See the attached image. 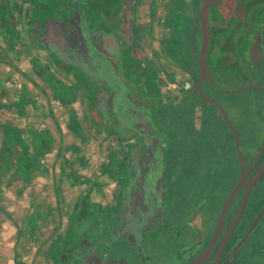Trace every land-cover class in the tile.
<instances>
[{"label": "flooded vegetation", "instance_id": "flooded-vegetation-1", "mask_svg": "<svg viewBox=\"0 0 264 264\" xmlns=\"http://www.w3.org/2000/svg\"><path fill=\"white\" fill-rule=\"evenodd\" d=\"M202 2L189 0L182 9L175 0H0V58L14 48L13 53L26 57L28 69L39 72L31 45L41 42L49 24L57 25L63 38L77 19L75 11L85 12L90 21L100 22L103 39L119 43L120 60L115 65L121 63L128 78L136 75L137 90L142 92L145 85L152 98L146 102L148 118L136 122L121 137L100 130L117 144L115 153L109 151L113 172L106 163L101 172L107 180L96 188L100 203L84 197L73 211L52 218L35 217L34 233L21 234L25 251L16 246L17 232L29 218L22 219L19 227L16 224L18 231L10 240L17 243L11 247L22 264H216L215 255L225 235L229 238L221 260L264 207V200L253 198L263 177L248 194L231 228L248 180L264 160V0H211L205 51L199 20ZM183 14L189 18L186 29L177 24V16ZM47 47L44 69L69 73L71 80L66 83L81 88L78 76L70 71L73 67L57 59L63 47L58 52ZM241 94L246 95V106H252L254 116L245 114L242 130L233 124L222 101ZM84 109L82 120L89 107ZM221 109L238 133L243 171L236 134ZM243 133L247 135L245 153L240 148ZM129 150L135 161L131 168ZM251 167L243 179V172ZM6 169L0 172L2 179L10 180L15 172ZM142 174L156 176L151 190L161 183L156 202L144 199ZM241 181L218 228L223 204ZM128 200L135 212L142 210L140 215L125 218L121 214ZM0 211L9 217L7 210ZM83 225H87L85 230ZM42 226L52 227L51 232L49 228L40 231ZM256 232L263 237L251 242L247 253ZM263 247L264 216L237 251L233 264H264ZM256 254L261 259L251 260Z\"/></svg>", "mask_w": 264, "mask_h": 264}, {"label": "crops", "instance_id": "crops-1", "mask_svg": "<svg viewBox=\"0 0 264 264\" xmlns=\"http://www.w3.org/2000/svg\"><path fill=\"white\" fill-rule=\"evenodd\" d=\"M91 28L94 33L100 30V22L91 20ZM141 28L144 32L145 27ZM35 44L31 46L39 72L28 69L26 57L13 53L14 48L0 58V172L4 167L6 172H15L10 180H0V189H13L17 196V207L8 210L9 217L4 215L0 224L11 220L18 225L30 217L65 214L84 197L100 203L96 188L107 180L101 171L106 163L111 165L109 172L114 167L109 151L115 153V139L100 133L96 114L81 117L94 97L90 89L66 83L71 75L61 69L47 72L42 57L48 47ZM92 188L95 191L88 193ZM13 200L7 197V205L12 206ZM0 227L9 231L7 236L16 232L13 225ZM47 228L51 232L49 226L40 231ZM1 257L0 264H22L12 247Z\"/></svg>", "mask_w": 264, "mask_h": 264}, {"label": "rangeland", "instance_id": "rangeland-1", "mask_svg": "<svg viewBox=\"0 0 264 264\" xmlns=\"http://www.w3.org/2000/svg\"><path fill=\"white\" fill-rule=\"evenodd\" d=\"M55 1L57 2L58 0ZM175 1L180 8L186 9V6H188L187 1L189 0ZM75 14L77 15V19L72 21L67 35L61 38L57 32V25L49 24L48 30L42 35L41 42L46 44V46H49L52 50L57 49V52L58 47H63L64 50L58 52L61 60H63L66 65L73 67V70L70 71H72V74L75 73V75L78 76V80L81 83L80 86H82L83 89L88 87L90 89V94L94 96L88 102L89 109L87 112L91 115L96 114L95 121L97 122L96 125L98 130L114 137H121L126 131L131 130L136 122L148 118L146 102L152 101V98L149 93L147 94L145 85L142 89L143 93L137 90L138 88L135 86L136 75L134 76L131 74L130 78H128L125 69L122 67L123 65L121 63L115 65V62L120 60L119 43L116 41L108 42L106 39H103V31L101 30L95 31L94 33L91 28V21L85 12L83 15H80L75 11ZM183 16H177V24L179 27L186 29L189 18L184 14ZM222 101L226 105L225 110L229 118L238 129H243V117L245 114H249V117H254L252 115V106H246L247 97L245 94L237 95L235 97L226 96ZM246 141L247 135L245 136L243 133L240 141V148L244 153L247 149ZM132 154V151L129 150L127 157L130 168L135 166ZM140 178L141 182L145 184L144 187H146L144 190V199L149 198L150 202H156L159 197L158 193H156V188L160 187L159 185H161V183H158L155 189L151 190L156 182V176L154 174H148V177H143L142 174V176L140 175ZM13 191L15 190L0 189V196H5L6 198L9 197L10 199L15 198V200L12 201V206L7 205L6 198H1V209L9 210V212H11V210L17 207V196ZM253 198L254 201L256 199L264 200V181L261 182L259 190L256 191ZM121 208V214L125 218L133 216L135 213L139 215L142 213V210L135 212L132 209L129 200L125 201ZM92 213L94 217H97L98 214L95 211ZM40 217L42 216L40 215ZM3 219H5L4 214L0 211V222ZM36 219L38 218H29V220L25 222V228L17 232L19 240L18 243L16 242V246L23 251L26 250L27 246L20 238L23 234L34 233V227L37 225ZM16 223L17 222L13 223L11 220H8L6 223H1L0 225L4 226L8 224L15 227ZM85 228H87V225L81 226L82 230H85ZM8 233V230L0 231V260L4 259L1 257V253L9 251L11 249V243L12 245L16 244L15 240L11 242L10 238L12 236H7ZM261 237H263V235L259 232L254 233L250 238V242L248 243L245 252L248 253L250 248L252 249L251 242L256 243L262 239ZM30 238H32V236ZM259 258V254H256L251 260Z\"/></svg>", "mask_w": 264, "mask_h": 264}, {"label": "water", "instance_id": "water-1", "mask_svg": "<svg viewBox=\"0 0 264 264\" xmlns=\"http://www.w3.org/2000/svg\"><path fill=\"white\" fill-rule=\"evenodd\" d=\"M211 5V0H203L202 4H201V8H200V14H199V20L200 22L202 23L203 25V30H204V45H203V51H205L206 47H207V40H208V31L206 30L205 26L207 25V19H208V9ZM205 28V29H204ZM201 69H202V72H205L206 71V64L203 63V65H201ZM221 108V107H220ZM221 113H222V116L224 118V120L229 124L230 128L233 130V132L236 134V137H235V146L237 148V152L241 158V163H240V167H241V170L243 171V159L239 153V150H238V145H237V141H238V133L236 131V129L231 125V123L228 121L224 111L221 109ZM263 148V146H262ZM257 161V158L255 160V162ZM252 167L246 172L244 173L243 172V179L245 176H247L250 171H251ZM264 177V160L263 162L257 167V169L255 170L254 174L252 177L249 178L248 180V184H247V187L243 193V197H242V200H241V205H240V208L238 210V212L236 213L234 219H233V222H232V225H231V228L234 227L235 223L237 222L241 212H242V209H243V206L246 202V199L248 197V194L250 193V191L256 186V184ZM242 179V181H243ZM242 181L239 182L238 185H236L232 191L228 194L224 204H223V207H222V210L220 212V215H219V219H218V228H220L221 224H222V221L224 219V216H225V213H226V210L231 202V200L233 199V197L237 194V192L239 191L241 185H242ZM264 216V207L254 216V218L251 220V222L249 223V225L247 226L245 232L243 233V235L235 241V243L232 245L231 247V250L228 252V254L221 260V253L223 251V248L228 240V233L225 235L224 239L222 240L221 244H220V247H219V250L216 252V255H215V260H216V264H233V259L237 253V251L239 250V248L241 247V245L246 241V239L249 237V235L255 231L257 229V227L259 226V224L261 223L262 221V218Z\"/></svg>", "mask_w": 264, "mask_h": 264}, {"label": "trees", "instance_id": "trees-1", "mask_svg": "<svg viewBox=\"0 0 264 264\" xmlns=\"http://www.w3.org/2000/svg\"><path fill=\"white\" fill-rule=\"evenodd\" d=\"M8 160H9V158H7L6 161H8ZM2 177H3V174L0 173V180L2 179ZM0 210H1V208H0Z\"/></svg>", "mask_w": 264, "mask_h": 264}]
</instances>
